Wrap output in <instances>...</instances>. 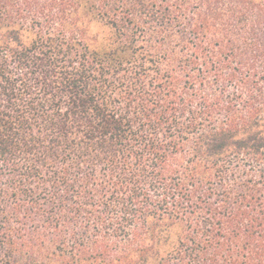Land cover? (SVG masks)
I'll return each mask as SVG.
<instances>
[{
    "label": "trees",
    "instance_id": "16d2710c",
    "mask_svg": "<svg viewBox=\"0 0 264 264\" xmlns=\"http://www.w3.org/2000/svg\"><path fill=\"white\" fill-rule=\"evenodd\" d=\"M0 264H264V0H0Z\"/></svg>",
    "mask_w": 264,
    "mask_h": 264
}]
</instances>
